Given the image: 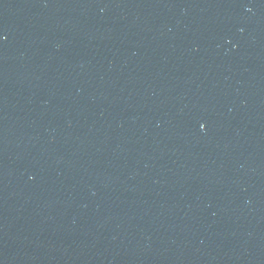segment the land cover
Instances as JSON below:
<instances>
[{
    "label": "water",
    "instance_id": "water-1",
    "mask_svg": "<svg viewBox=\"0 0 264 264\" xmlns=\"http://www.w3.org/2000/svg\"><path fill=\"white\" fill-rule=\"evenodd\" d=\"M0 264H264V0H0Z\"/></svg>",
    "mask_w": 264,
    "mask_h": 264
}]
</instances>
